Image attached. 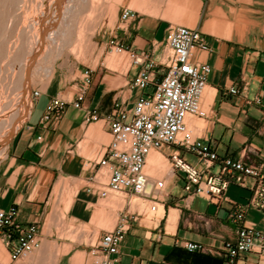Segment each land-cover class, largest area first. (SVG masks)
<instances>
[{
	"label": "crops",
	"instance_id": "0c3cea01",
	"mask_svg": "<svg viewBox=\"0 0 264 264\" xmlns=\"http://www.w3.org/2000/svg\"><path fill=\"white\" fill-rule=\"evenodd\" d=\"M195 1L198 17L190 23L194 25L191 28L200 30L210 45V51L197 58L208 64L211 72L206 86L209 95L201 103L206 114L198 118L203 126L194 130V136L212 142L220 154L240 158L242 151L247 150L254 162L264 161V0ZM135 18L127 22L124 32L130 28L126 40L136 49L149 50L157 41H164L168 29L185 26L171 22L182 19L179 15L172 19L153 15ZM211 22L219 23V32L204 31ZM162 25L165 29L159 35ZM131 74L133 77L134 70ZM234 85L239 94L230 95ZM103 96L102 93L96 97L97 103ZM257 97L261 105L248 104ZM44 105L43 99L35 102L27 122L9 141L0 164V210L15 207L19 222H36L41 228L52 212L55 190L63 181L85 179L94 185L93 176L104 169L97 171L86 166L103 154L108 144L102 141L110 136L108 127H102L98 134L100 122H85L83 108L69 105L58 116L45 120ZM159 152L169 157L177 150L164 147ZM189 156L184 155L195 162ZM178 184L182 189L175 192ZM231 187L237 190L236 197L229 195ZM249 196L248 190L230 185L224 201L216 207L200 195L188 196L178 173L166 180L165 191L158 199L164 213L156 226L147 228L140 222L133 223L125 234L119 247V264H224L223 245L235 239L236 227L228 217L231 204H244ZM73 198L67 212L70 220L90 225L94 212L101 209L99 199L83 187ZM171 211L176 212L177 218L173 232H168ZM245 225L264 233V212L249 209ZM97 232L101 237L106 231ZM188 243L196 244L198 249L187 250ZM83 253L87 255V250ZM90 262L88 255L86 264ZM240 264H264V254H245Z\"/></svg>",
	"mask_w": 264,
	"mask_h": 264
},
{
	"label": "built area",
	"instance_id": "2783aa9c",
	"mask_svg": "<svg viewBox=\"0 0 264 264\" xmlns=\"http://www.w3.org/2000/svg\"><path fill=\"white\" fill-rule=\"evenodd\" d=\"M135 17V11L125 9L120 16L121 30H126L127 22ZM163 43V50L155 44L151 52L131 54L130 69L134 74L130 85L140 95L130 110L116 106L104 118L110 141L90 165L97 171L104 169L101 176L107 179L97 181L98 172L93 183L102 199L112 194L130 195L147 202L150 212L155 213L166 180L150 183L144 172L147 157L164 147L174 148L177 152L168 157L172 177L182 175L183 191L188 196L200 195L219 207L230 185L250 192L246 203L231 204L228 217L236 227L235 239L223 245L224 264H240L245 254H264V233L245 225L249 209L264 212V161L254 162L247 150L242 151L240 158L220 154L212 142L196 138L186 125L187 116L203 118L206 114L201 103L211 67L197 58L198 54L210 51L205 35L195 28L178 26L167 30ZM118 51L124 49L118 47ZM82 76L80 88L69 100L56 96L48 101L45 120L58 116L69 105L81 108L91 83L88 70ZM229 94H239V88L234 85ZM34 95L40 94L35 91ZM261 103L258 97L248 101L254 105ZM94 120L97 115L88 113L87 121ZM185 154L195 162L185 159ZM136 220L137 216L129 211L121 212L115 228L104 232L90 247V264H119L120 244ZM0 242L7 250L10 264H16L40 248L38 223L19 222L15 207L0 210ZM185 247L189 251L198 249L191 243Z\"/></svg>",
	"mask_w": 264,
	"mask_h": 264
},
{
	"label": "rangeland",
	"instance_id": "374dc122",
	"mask_svg": "<svg viewBox=\"0 0 264 264\" xmlns=\"http://www.w3.org/2000/svg\"><path fill=\"white\" fill-rule=\"evenodd\" d=\"M169 2H170L169 0H166L165 4L160 5L158 3L147 4L144 3L142 0H139L137 2L135 0H123L120 6L118 7L117 13L114 17L112 24L109 26V21L107 19L102 23V26L98 28L97 31L94 33V36L92 37L90 44L87 50L85 51V54L82 55V57L79 59H76L75 57L68 55L67 51L63 54L62 57L48 56L46 52L40 53L39 60L36 61V63L34 64L31 70V74L34 82L31 87V91L29 93V102L30 105L32 106L30 108L31 109L30 113L35 106V102L39 99L45 100L44 108L46 107L48 101L56 96L65 100H69L74 95V93L78 91V89L80 88L83 79L82 75L86 70H88L91 78V83L86 91V98L81 108H83L86 117L87 114L90 112L91 113L94 112L97 115V120L89 122L85 117V122L86 123L100 122V125L97 128V132L98 134H100L102 127L105 128L107 127L104 122V118H106L115 109L116 106H118L121 109L130 110L135 102L136 97L140 95L139 91L131 89V85L127 84V82H129V80L132 77L131 69H130L131 54L141 53L142 51L151 52L153 49V46H151L149 50H143V47L136 49L131 46L129 41L126 40L127 36H129V34L131 33L130 28H128V31L125 32L124 30H121L120 16L122 12L125 9H131L136 12V17L140 15H146V17H148V15H153L156 17L159 16L164 19H172L176 15L172 11V7L175 5L174 4L172 5V3ZM168 4L169 5L171 4V8H169ZM162 7L164 10L162 9ZM65 18H66V14L60 13L58 18L56 19V24L54 23L51 26L50 31H58L62 26V23L64 22ZM29 19L30 16L23 15L21 20L22 25L26 26ZM41 19H43L42 16L40 17V20ZM195 21L196 20H194V22ZM171 22L179 25H183L184 23L188 24L190 22H193V18L187 17L186 19L184 18V20L177 19ZM164 29H165V25L160 26L159 35H162ZM25 30L28 32L29 35H31V29L26 28ZM155 44L159 46L160 50H163L164 48L163 39L161 41H157ZM118 47L120 48L122 47L124 49V52L118 51ZM113 51H116L119 54H124V53L127 54L128 53L127 51H129L126 60L123 62L124 65L122 64L121 67H119V69L118 68L110 69L107 67L106 60L111 56V53ZM28 52H31L32 54L33 49L29 48ZM31 56L32 55H27L25 59L30 60ZM49 67L54 69V74L52 79L48 82L44 69ZM5 73L3 74L5 75ZM3 74L2 76H4ZM2 76L0 77V80L2 79V81H0L1 86L7 83V81L5 82V80H3L4 77L2 78ZM8 89L9 86L5 84L4 89L0 90V105L3 106L5 104L7 105L8 102L13 101L16 98L15 94L17 93L12 91L11 89L9 90ZM35 91L39 92L40 94L39 97L34 95ZM102 93L104 96L97 103V98H99L102 95ZM204 97H205V91L203 98ZM17 108H18L17 104L15 106L8 107L4 112L0 114V120H9L11 115H13L17 111ZM202 108H204L203 111L206 112L205 107L202 106ZM194 118L198 119V117L195 116ZM26 122L27 120L21 125V127L18 130H20L25 125ZM194 126L196 127L189 128L192 132H195L194 130H200L203 126V121H202V125H194ZM106 138H107L106 140L102 141V143L105 145L108 144L110 140V136ZM8 144L9 142L3 147L4 156L0 160V164L3 162L4 158L6 157ZM166 159L168 160V157H166ZM91 168L92 166L90 165V163L87 164L86 169H91ZM169 169L171 170L170 161H169ZM104 172L105 170L98 174L97 181H102V182L106 181L107 179L106 176H101V174H104ZM164 177L167 178V173L164 175ZM164 177L158 178L157 180L165 179ZM65 181H63L60 184V188L58 187L55 190L53 203H52L54 204V206L52 205L53 206L52 212L48 216L46 220L47 222H45L42 228L41 225L38 223L39 231H42L41 233L42 240H41L40 248L29 253L20 264H24L27 261L28 257L32 255H36V254L38 255L46 239H47L46 241H48V243H50L52 246L56 244L58 247L60 246L59 248L62 249L67 244V241L69 240L70 237H74L76 241V243L73 245L71 249L72 252L69 255L60 258L57 264H74L75 261L74 259L76 254L77 255L81 254L80 258L83 259L78 264H86V256L89 255L90 247L96 245L97 241L100 238L97 231L99 229H104L106 232H111L115 228L117 218L121 212L129 211L131 214L137 216V220L134 222V224L140 222L142 225H144L147 228H153L155 226V224L150 223V222H154L150 220V218L153 217L154 213L150 212L149 204L147 202L139 200L141 205H139L138 207H132V201H133L132 196L117 194L122 198L124 204L122 208L116 210V216L114 217V222L112 226L105 228L102 226V223L100 222L103 219L102 218L103 213L106 215L109 212L108 206L105 205V203H107L106 201H108L109 198H107V200L100 198V196L97 194L96 191L97 186L89 184L88 181H86L85 179H79L74 181L65 180ZM81 187L85 189L91 188L92 194L95 195L100 201L99 206L102 203L104 204V206H100L101 208L100 210H96L94 212L90 225H81L74 220H70V216H68L67 212H65L64 210L63 200L66 197H68V195L70 194L72 195L71 198L73 200L74 195L78 192L79 189H81ZM181 189H182L181 185L178 184L174 188V191L178 192ZM228 193L232 197H236V195L238 194L237 190L234 187H231ZM61 218L62 221L66 223L67 226L64 229L58 223L59 219ZM91 225L94 226V230L92 229ZM80 232L83 233L82 236H80ZM0 250L2 251V254L0 255V264H10L7 250L1 242H0ZM85 250H87V255L83 253Z\"/></svg>",
	"mask_w": 264,
	"mask_h": 264
},
{
	"label": "bare ground",
	"instance_id": "6f19581e",
	"mask_svg": "<svg viewBox=\"0 0 264 264\" xmlns=\"http://www.w3.org/2000/svg\"><path fill=\"white\" fill-rule=\"evenodd\" d=\"M122 1L123 0H0V77L6 72L5 75L3 74L4 76H2V78L4 77L3 80H5V82L7 81L5 84L9 86V89L17 93L13 101L8 102V104L4 106L0 105V114L10 106H15L17 104L18 107L17 111L11 115L9 120H0V160L4 156L3 147L10 141L11 137L27 120L30 114V108L32 106L29 102V93L34 82L31 70L36 61L39 60V54L46 52L48 56L62 57L67 51L68 55L76 59L81 58L82 55L85 54L94 33L102 26V23L107 19L109 21V26L112 24ZM135 1L137 2L139 0ZM142 1L147 4L158 3L161 5L166 3V0ZM169 1V3L175 5L172 7L174 14L179 15L183 20L187 17L193 18V22L196 20L199 9L196 1ZM168 6L171 8V4H168ZM60 13L66 14L62 26L60 29L58 28V31H50L51 26L54 23L56 24V19ZM23 15L30 16L26 26H23L21 23ZM41 16L43 19L40 20ZM190 23L184 24L189 27H194V25ZM26 28L31 29V35L25 30ZM212 29L219 32L221 27L219 23L211 22L204 31H211ZM29 48L33 49L32 54L28 52ZM27 55H32L30 60L25 59ZM127 56L128 54H119L113 51L111 56L106 60L107 67L110 69H119ZM44 71L49 82L53 77L54 69L49 67L45 68ZM0 81H2V79ZM5 84L3 86L0 85V88L4 89ZM208 95L209 90L205 89L204 98L207 99ZM185 122L188 128L196 127L194 125H202V120L195 119L194 116H187ZM144 172L149 177L150 183H154L158 178H163L166 173L167 178L164 177L165 179L162 180H169L172 177V169H169V161L163 154L156 151L148 155ZM58 187L60 188V185ZM71 196L70 194L63 200L65 212H68L70 209L72 202ZM139 200L143 201L140 198H133L132 207L141 205ZM106 202L105 205L108 206L109 212L106 215L103 213V219L100 222L105 228L112 226L114 217L116 216V210L122 208L124 204L122 198L117 194L110 195ZM102 204L100 206H104V204ZM163 213V206L159 204L157 212L150 218V220L154 222L150 223L155 224L156 221L163 216ZM176 218V212L171 211L168 216V232H173ZM58 223L63 229L67 227L66 223L62 221V218L59 219ZM82 234L83 233L80 232V236H82ZM75 243L74 237H70L67 244L61 249L59 248L60 246L58 247L56 244L52 246L45 240L40 253L28 257L24 264H57L62 256L70 253ZM1 254L2 251L0 250V255ZM80 255H74V264H78L83 260L80 258Z\"/></svg>",
	"mask_w": 264,
	"mask_h": 264
}]
</instances>
